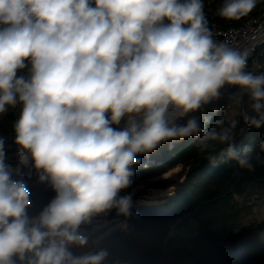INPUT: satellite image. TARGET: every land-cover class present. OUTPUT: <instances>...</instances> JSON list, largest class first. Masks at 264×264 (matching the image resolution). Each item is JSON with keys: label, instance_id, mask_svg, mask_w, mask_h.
I'll use <instances>...</instances> for the list:
<instances>
[{"label": "clouds", "instance_id": "1", "mask_svg": "<svg viewBox=\"0 0 264 264\" xmlns=\"http://www.w3.org/2000/svg\"><path fill=\"white\" fill-rule=\"evenodd\" d=\"M257 3L222 0L217 15L239 21ZM248 55L214 38L204 0H0V116L18 109L14 161L0 137V264H106L88 229L132 216L126 190L163 143L218 142L252 170L234 120L204 129L194 115L229 86L247 97L246 124L264 127V72ZM29 166L55 193L38 212Z\"/></svg>", "mask_w": 264, "mask_h": 264}, {"label": "trees", "instance_id": "2", "mask_svg": "<svg viewBox=\"0 0 264 264\" xmlns=\"http://www.w3.org/2000/svg\"><path fill=\"white\" fill-rule=\"evenodd\" d=\"M221 3L204 0L211 30L214 24L226 27L229 23L217 15ZM256 16L252 11L230 22L239 26ZM247 70L264 72V45ZM248 112L243 91L228 86L218 100L194 115L204 129L226 128L234 120L235 151L239 154L251 146L252 170L239 167L227 145L214 142L215 148L200 151L198 137L163 143L140 158L126 192L143 199L152 189L167 191L153 199L133 201L132 216L126 221L113 211L103 218L109 221L107 225L89 227L93 238L102 237L101 246L110 253L106 264H264V151L259 149L264 127H249L244 120ZM17 115L18 109H9L0 116V137L12 161L17 147L12 124ZM30 190L33 212L55 195L50 187Z\"/></svg>", "mask_w": 264, "mask_h": 264}, {"label": "built area", "instance_id": "3", "mask_svg": "<svg viewBox=\"0 0 264 264\" xmlns=\"http://www.w3.org/2000/svg\"><path fill=\"white\" fill-rule=\"evenodd\" d=\"M253 11L257 12V16L248 19L242 25L236 26L230 21L226 27L214 24L212 28L214 38L242 52H251L255 46L264 42V0H258ZM21 175L30 189L49 187L46 183L39 182L37 173L30 166L24 167Z\"/></svg>", "mask_w": 264, "mask_h": 264}, {"label": "rangeland", "instance_id": "4", "mask_svg": "<svg viewBox=\"0 0 264 264\" xmlns=\"http://www.w3.org/2000/svg\"><path fill=\"white\" fill-rule=\"evenodd\" d=\"M169 173H171V172H168L167 174H169ZM165 191H167V189H152L150 191V193L145 198H143V199L141 197H135V195H133V201H141V200H144V199H146V200L153 199V198L161 195ZM118 221H119V219L116 220V224H118ZM102 222H103V219L94 222V224L101 223L100 225H102L101 227H103L104 224ZM94 227H96V226H94Z\"/></svg>", "mask_w": 264, "mask_h": 264}, {"label": "water", "instance_id": "5", "mask_svg": "<svg viewBox=\"0 0 264 264\" xmlns=\"http://www.w3.org/2000/svg\"><path fill=\"white\" fill-rule=\"evenodd\" d=\"M261 45H264V42L258 44L257 46H255L254 49H253L251 52H249V55H248V63H249V61L253 58V56H254L255 53L258 51V49H259V47H260ZM226 87H228V86H225V88H226ZM225 88H224V89H225ZM222 90H223V89H222ZM222 90H221V91H222Z\"/></svg>", "mask_w": 264, "mask_h": 264}]
</instances>
